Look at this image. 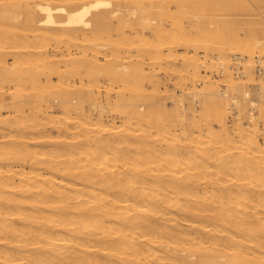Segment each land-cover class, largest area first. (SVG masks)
Masks as SVG:
<instances>
[{
    "label": "bare ground",
    "instance_id": "obj_1",
    "mask_svg": "<svg viewBox=\"0 0 264 264\" xmlns=\"http://www.w3.org/2000/svg\"><path fill=\"white\" fill-rule=\"evenodd\" d=\"M188 5L0 0V264H264L258 119L244 126L238 116L230 130L239 102L220 96L233 85L246 100V85L227 81L217 93L208 77L204 91L185 90L203 94L197 118L186 97L162 100L158 76L199 81L201 66L214 65L227 76L228 62L207 64L197 50L209 54L218 40L220 52L250 62L264 55V28L239 40L219 24L226 17L207 26ZM256 84L264 102V79Z\"/></svg>",
    "mask_w": 264,
    "mask_h": 264
},
{
    "label": "rangeland",
    "instance_id": "obj_2",
    "mask_svg": "<svg viewBox=\"0 0 264 264\" xmlns=\"http://www.w3.org/2000/svg\"><path fill=\"white\" fill-rule=\"evenodd\" d=\"M211 1L212 0H207V1L206 0H184V2H185L186 5L189 4L187 6V8H186L189 13L190 12H195V11H198V12H202L203 13V16L200 17V19H198V21L200 23H207L206 24L207 26L208 25H211V22L209 23V21H212L215 18L218 19V17H226L228 19V21H226L224 23L222 22V23H219V24L220 25L222 24L221 26L225 27V29H232L233 31L236 32V34H238V35L240 34L238 36V39L239 38L241 39V37L243 38V36H249V35H251V33H250V32H252L251 30H256V32H255L256 34H261L262 33L261 30L264 28V15H261V13L262 12L264 13V0H251V1L250 0H242V4L241 5H239L238 7H234V8L228 9V10L227 9H221V10L214 9L213 7H211L210 5H208L209 3H211ZM195 2H206V3L209 2V3H207L206 5H203L201 9H198V8H193L192 9L191 6L193 5L192 7H194ZM259 11H260V13H259ZM216 12L217 13L220 12V15L215 14ZM227 12H229V13H227ZM221 13H223V14H221ZM257 13H259V14H257ZM189 17H191V16L189 15ZM185 19H186V21H185L186 24H188V23L190 24V21H196L195 18H188V17L186 18L185 17ZM214 21L216 22V20H213L212 21V24H215V25H219L218 22H221V21H218L217 20V22L215 23ZM259 23H261V24H259ZM243 29H245L246 31L243 30ZM251 36H253V35H251ZM217 41H214V42L212 41V43L215 44V45L212 44V47L209 48L211 50L210 51L207 50V52H209V54L201 51L200 49H198L197 50L198 52H197L196 56L199 57V60L200 61H202V60L205 61L206 60V63L207 64L209 62H211V61H214V60H211V59H216L217 57L220 56L219 59H222L223 58L225 62H228V63H225L224 68L227 67V69H229L228 70L230 72L229 75L222 76L219 73L220 68L218 66L216 67L215 65L211 67V70H208L209 73L207 72V69H209V68L202 70V66H201L200 71H199V74L198 73L197 74L200 77L203 76V78L198 77V75H197V77L195 76L197 79H199V81L200 80L201 81L199 82L196 79H194L193 77L191 78V76H188L189 79H187L188 77H186V79H184V82H185L184 83V82H182L183 80L179 79L178 76L175 73H173V72H169L168 74H164L163 72L159 71L158 72V76H160L159 79L162 82V83H160V88H159L160 89V93L159 94H163L161 96L162 97V100L168 106H173L174 105V104H172V102L170 100V99L173 98L172 96L179 97V95H180V97L181 96L186 97L187 98L186 99V103H185L186 106H188L189 103H194L195 109H196L195 114L198 115L197 116V118H198L199 117V113H203V108L204 107L201 106V102L199 100L200 97L201 98L203 97V94L201 95L199 93H196V96L193 97V96H191V93H189V94H186L185 93L188 89L190 91H194V92H197L199 89L204 91L205 88H206V86H207V84H208V83L205 82V80L208 77H210L209 79H210V81L212 80V84L216 88V92L217 93L218 92L219 93L220 92L222 93V91L224 92V89H226L225 88V85H226V82L227 81H229L228 83H231V82H237L238 83L240 81V82H242V83H244L246 85L245 88L249 91V96L246 98V100L242 98V95H243L241 93L242 90H238L236 92V89H234V86L233 85L232 86H229V88L226 89L224 93L220 94V96L223 98V100L225 99V101H227V102H229V100H230L227 96H232V95L234 97H236L237 98V101L239 102L238 105H234V108H233V105H229V109L228 110L230 112H229V114L227 113V115H226L227 116L226 117V121H227L226 123H228L227 124L228 127L230 126L229 129L232 130L231 127L234 126V124H235V122L237 120V117L240 116L243 119V120L241 119L242 122H243V125L246 126V125H249L250 124L249 118H250L251 115H253V117L255 119L256 118L258 119L257 120L258 121L257 122V125H258V128H259V135H258V137L261 139V140L260 139L259 140L262 143H264L263 142L264 141V134H263L264 133V131H263L264 130V122L261 119L260 112H259V107L261 106L260 104H262L264 102H261L260 99H259V94H258V91H257V89L259 88V86H258V84H256V81H259L260 78L264 79V72L263 73H260L257 70V64H260L261 63L264 66V64H263L264 63V55L259 56L258 54H255L254 53V54H252V57H254V58L252 59V57H251V59H249L250 60V62H249L248 59H247V58H249L248 55H246V54H240V55H238L237 54L238 56L241 57V58L238 59V58L235 57L237 55H233L231 52H229V50L228 51L226 50L225 53L220 52L219 49H217L218 47L216 46V44L219 43ZM213 50H215V51H213ZM177 51H178V53H180V51H184V50L183 49H178ZM191 51H193V52H191ZM202 52L205 53L204 56L206 58L209 55L207 59L203 58V55H202L203 53ZM228 52H229L230 55L227 54ZM189 53L190 54L191 53H194V50L193 49H190L189 50ZM206 54H208V55H206ZM225 54H227L228 57ZM215 55L217 57H215ZM179 59H178V61L177 60L175 61V63L177 65L175 63H174V65L176 67H178V69H181L182 68V66H181V60H179ZM247 61L249 63L253 64V69L252 70H253V73H254V80H251V81H250V78L247 81V75L245 76V72H244L245 71L244 65L248 64ZM179 63H180V65H179ZM213 69H215V70H213ZM216 69L218 71H216ZM241 71H242V74H241ZM204 72L206 74L205 78H204V75H205ZM210 74H212V75H210ZM208 75H210V76H208ZM168 76H169V78L171 77V79H167ZM175 76L177 77L176 79L174 78ZM213 78H215V80ZM190 79H192L193 81L192 80L190 81ZM163 80H165V81H163ZM179 80H180V83L182 82L181 84L179 83ZM188 80L190 81V83H189ZM224 80H225V82H224ZM161 84H164V85H161ZM165 85H166V87H163ZM230 91H231V93H230ZM225 93L227 94V96L224 95ZM251 99L253 101H255L256 103L253 104V105H250L249 100H251ZM239 104H240V107H239ZM200 110H202V111H200ZM189 114H190V112H189ZM107 115H108L107 119H111L112 117H114V114H112V112H108ZM109 117H111V118H109ZM210 119H211L210 120V123H212L213 128L215 127L214 129H216V130L219 129L218 123L215 122V120H213L212 117H210ZM116 121H117L118 124L120 123V120H117L116 119ZM261 128H263V129H261ZM261 133H262V135H261Z\"/></svg>",
    "mask_w": 264,
    "mask_h": 264
},
{
    "label": "built area",
    "instance_id": "obj_3",
    "mask_svg": "<svg viewBox=\"0 0 264 264\" xmlns=\"http://www.w3.org/2000/svg\"><path fill=\"white\" fill-rule=\"evenodd\" d=\"M257 70L260 72V73H263L264 72V66L260 63V64H257Z\"/></svg>",
    "mask_w": 264,
    "mask_h": 264
}]
</instances>
